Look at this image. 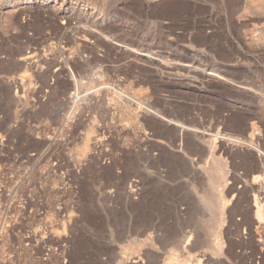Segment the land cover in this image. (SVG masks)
<instances>
[{
    "label": "rangeland",
    "instance_id": "rangeland-1",
    "mask_svg": "<svg viewBox=\"0 0 264 264\" xmlns=\"http://www.w3.org/2000/svg\"><path fill=\"white\" fill-rule=\"evenodd\" d=\"M250 7L0 0V264H264Z\"/></svg>",
    "mask_w": 264,
    "mask_h": 264
},
{
    "label": "bare ground",
    "instance_id": "bare-ground-1",
    "mask_svg": "<svg viewBox=\"0 0 264 264\" xmlns=\"http://www.w3.org/2000/svg\"><path fill=\"white\" fill-rule=\"evenodd\" d=\"M249 1V5L251 6L250 8H252V10L254 9V10H256L257 12L258 11H262L263 12V14H264V0H248ZM261 12V13H262ZM264 31V30H263ZM251 32V31H250ZM249 33V32H248ZM260 34H262V33H260ZM261 36V35H260ZM262 37H264V35L262 36ZM259 38V37H258ZM258 38H256L257 40H258ZM260 40H263L264 41V38H259ZM264 44V43H263ZM262 46V45H261ZM241 84V83H240ZM116 93V92H115ZM114 93V94H115ZM113 94V95H114ZM108 95V94H107ZM118 96V95H117ZM115 97V96H114ZM113 98V97H112ZM117 98V97H116ZM118 100V99H117ZM119 104V103H118ZM132 108V107H131ZM124 109V108H123ZM135 110V109H134ZM132 111H133V109H132ZM147 111V110H146ZM154 115L155 116H158V117H160V115L158 114V113H154ZM137 116V115H136ZM163 120H164V118H163ZM133 121H134V119H133ZM167 122H171V121H169V120H166ZM139 125V124H138ZM140 126V125H139ZM186 129V127H181L180 128V133H183L184 132V130ZM188 129V128H187ZM145 131V130H144ZM190 131V130H189ZM194 131V130H193ZM89 135H92V134H89V133H87V137H86V141H85V144H84V146H83V148L84 149H87L88 147V145H89V142L91 141V139H90V137H89ZM200 135V134H199ZM0 137H2V136H0ZM201 138V137H200ZM199 138V139H200ZM3 139V138H2ZM239 139V138H238ZM238 139H235V140H233L234 142H236V143H240V144H245V145H247L250 149H253V151H255L256 152V154H257V156H259L260 158H263L264 159V152L258 147V146H256V145H254V144H252V142H245V141H243V140H238ZM202 140V139H201ZM228 141H231V139H228ZM1 143V142H0ZM93 143H94V141H93ZM95 143L97 144V143H100V139H95ZM94 143V144H95ZM232 143V142H231ZM95 144V145H96ZM228 144V143H227ZM233 144V143H232ZM163 145H164V143H163ZM171 147V146H170ZM173 148V147H172ZM245 148V147H244ZM247 148V147H246ZM249 148H247V150L249 149ZM174 149V148H173ZM179 150V149H178ZM86 151V150H85ZM213 151V150H212ZM252 151V152H253ZM177 153V152H176ZM171 154V153H170ZM179 154V153H178ZM188 154V153H187ZM213 154V153H212ZM177 155V154H176ZM181 155V154H180ZM182 156V155H181ZM178 157V156H177ZM212 158V157H211ZM255 160V159H254ZM257 160V159H256ZM258 161V160H257ZM261 162H263V160L261 161ZM213 163V165H212V167L211 168H205V172L207 173L208 172V174H210V176H218V177H220L222 174H223V169H222V167H220L217 163H216V161L215 162H212ZM211 163V164H212ZM210 164V165H211ZM203 165V164H202ZM250 165V164H249ZM263 165V164H262ZM258 170V173H259V175H256V176H254L252 179H251V182H249L248 183V185H255V184H257L258 183V185H259V188H261L262 190H264V167H260V168H257ZM255 171V170H254ZM224 173H226V172H224ZM234 174V173H233ZM237 174V173H236ZM235 176V175H234ZM237 176V175H236ZM229 177V176H228ZM209 178V177H208ZM214 178V177H213ZM222 179H224L223 177H221V179L220 180H222ZM234 179H235V177H234ZM238 179V178H237ZM213 180V179H212ZM223 181V180H222ZM222 181H218V182H221V184H222ZM213 182H215V181H213ZM248 182V181H247ZM216 183V182H215ZM213 184V183H212ZM218 184V183H217ZM220 184V183H219ZM231 185H233V184H231ZM215 187H217V186H215ZM220 188H221V186H219ZM235 187V186H234ZM233 187V188H234ZM244 188V187H243ZM246 188V187H245ZM248 188V187H247ZM18 190L20 189L19 187L17 188ZM222 189V188H221ZM214 190V189H213ZM228 190V189H227ZM235 190V189H234ZM248 190V189H247ZM246 190V191H247ZM215 191V190H214ZM216 191H220V190H216ZM243 191V190H242ZM249 192V191H248ZM15 193V192H14ZM219 193V192H218ZM227 193V192H226ZM231 193V192H230ZM264 193V192H263ZM220 195V194H219ZM229 195V194H228ZM216 196V195H215ZM217 196H218V194H217ZM255 196V195H254ZM219 197V196H218ZM211 200H213V198L211 199ZM217 200V199H216ZM255 203H256V211H255V215H256V217H257V219H258V222H261V221H263V219H264V206L261 204V202L259 203V201H257L256 200V196H255ZM217 201H219V198H218V200ZM215 202V201H214ZM251 202V201H250ZM217 204V203H216ZM220 207V206H219ZM227 207V206H226ZM253 207V206H252ZM12 209V208H11ZM231 210V209H230ZM13 211H15V212H17V213H19L20 212V210H18V209H16V208H13ZM247 212V211H246ZM250 212V211H249ZM20 214V213H19ZM249 218V217H248ZM251 218H253L252 216H251ZM255 219V218H254ZM252 220V219H251ZM255 221V220H254ZM253 221V222H254ZM264 223V222H263ZM262 223V224H263ZM256 225V224H255ZM264 225V224H263ZM263 227V226H262ZM257 230V229H256Z\"/></svg>",
    "mask_w": 264,
    "mask_h": 264
}]
</instances>
